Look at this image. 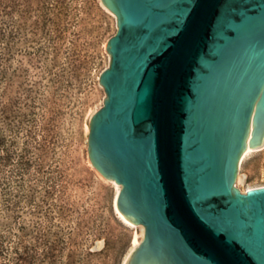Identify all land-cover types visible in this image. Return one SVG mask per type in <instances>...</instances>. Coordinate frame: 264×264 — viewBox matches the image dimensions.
I'll list each match as a JSON object with an SVG mask.
<instances>
[{"label":"water","instance_id":"water-1","mask_svg":"<svg viewBox=\"0 0 264 264\" xmlns=\"http://www.w3.org/2000/svg\"><path fill=\"white\" fill-rule=\"evenodd\" d=\"M116 19L87 159L143 237L124 264H264V0H100Z\"/></svg>","mask_w":264,"mask_h":264},{"label":"rangeland","instance_id":"rangeland-1","mask_svg":"<svg viewBox=\"0 0 264 264\" xmlns=\"http://www.w3.org/2000/svg\"><path fill=\"white\" fill-rule=\"evenodd\" d=\"M115 31L100 0H0V264H124L143 237L87 159ZM234 185H264V146Z\"/></svg>","mask_w":264,"mask_h":264},{"label":"bare ground","instance_id":"bare-ground-1","mask_svg":"<svg viewBox=\"0 0 264 264\" xmlns=\"http://www.w3.org/2000/svg\"><path fill=\"white\" fill-rule=\"evenodd\" d=\"M86 131H88V126H87V124H86ZM88 133V132H87ZM256 149H258V148H256ZM256 149H251V150H249V149H247V147L245 146V149H244V151H243V153H242V156H241V159H240V161L243 159V157L245 156V155H247L248 153H250V152H252V151H254V150H256ZM120 188V186L119 185H116V189L118 190ZM117 192V191H116ZM137 244V240H134V243H133V245L135 246Z\"/></svg>","mask_w":264,"mask_h":264}]
</instances>
